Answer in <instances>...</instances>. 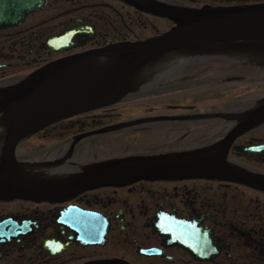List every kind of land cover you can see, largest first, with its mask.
<instances>
[{"label": "flooded vegetation", "instance_id": "flooded-vegetation-1", "mask_svg": "<svg viewBox=\"0 0 264 264\" xmlns=\"http://www.w3.org/2000/svg\"><path fill=\"white\" fill-rule=\"evenodd\" d=\"M155 1L188 9L264 4ZM173 27L123 0H45L23 23L0 28V92L50 63L144 43ZM263 76L264 67L239 56L165 55L137 73L120 101L41 130L16 157L53 179L115 159L208 151L200 156L223 158L264 185V122L248 127L242 117L264 97L215 96L217 85ZM248 185L256 184L142 180L53 201H0V264H264V191Z\"/></svg>", "mask_w": 264, "mask_h": 264}, {"label": "water", "instance_id": "water-1", "mask_svg": "<svg viewBox=\"0 0 264 264\" xmlns=\"http://www.w3.org/2000/svg\"><path fill=\"white\" fill-rule=\"evenodd\" d=\"M174 27L165 35L137 44H119L62 59L0 92V201H53L105 187L142 180L182 178L264 185L255 176L222 159L199 154L129 157L83 168L66 178H46L16 157L24 140L60 120L120 101L135 86L137 73L165 55H233L264 67V4L188 9L155 0H123ZM45 0H0V28L21 24ZM264 80V76L259 79ZM258 81L242 78L240 82ZM252 127L264 122V100L243 116Z\"/></svg>", "mask_w": 264, "mask_h": 264}, {"label": "rangeland", "instance_id": "rangeland-1", "mask_svg": "<svg viewBox=\"0 0 264 264\" xmlns=\"http://www.w3.org/2000/svg\"><path fill=\"white\" fill-rule=\"evenodd\" d=\"M259 81L217 85L218 92L215 96L221 98L223 95H226L229 98H234V100H237V96L244 97V100L249 101L260 100L264 97V80ZM222 100H227V98L224 97Z\"/></svg>", "mask_w": 264, "mask_h": 264}]
</instances>
